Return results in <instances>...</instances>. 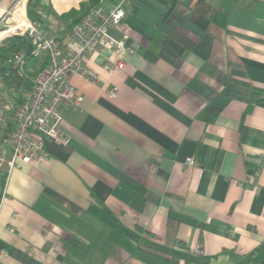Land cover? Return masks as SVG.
Returning a JSON list of instances; mask_svg holds the SVG:
<instances>
[{"label": "crops", "instance_id": "obj_1", "mask_svg": "<svg viewBox=\"0 0 264 264\" xmlns=\"http://www.w3.org/2000/svg\"><path fill=\"white\" fill-rule=\"evenodd\" d=\"M88 11V0L26 3L61 41ZM125 24L124 68L88 56L99 82L70 76L82 101L60 108L66 143L45 140L46 160L13 169L2 139L47 57L28 37L0 40V264H258L264 0H133ZM20 41L23 77L8 62Z\"/></svg>", "mask_w": 264, "mask_h": 264}, {"label": "built area", "instance_id": "obj_2", "mask_svg": "<svg viewBox=\"0 0 264 264\" xmlns=\"http://www.w3.org/2000/svg\"><path fill=\"white\" fill-rule=\"evenodd\" d=\"M27 1L12 0L8 6L0 5V40L6 36L28 37L32 53H45L47 57L46 66L34 76L30 90L14 110L12 130L2 139L1 153L9 156L10 169L46 160L49 155L43 149L45 140L66 143L58 133L60 108L77 109L82 101V96L69 82L70 76L77 75L94 85L99 82L97 74L85 66L88 56L100 49L108 54L104 65L107 72L115 73L124 68L120 56L129 39L125 17L133 0H118L109 8L100 1L79 19L64 41L28 20ZM111 29L116 30L118 36L113 35ZM128 52L133 54L135 47H129ZM8 62L18 75L25 76L26 58L22 52L10 56ZM105 92L110 99L117 97L115 87L105 88ZM184 165L195 166L196 163L187 158ZM201 253L199 247L184 251L189 257Z\"/></svg>", "mask_w": 264, "mask_h": 264}, {"label": "trees", "instance_id": "obj_3", "mask_svg": "<svg viewBox=\"0 0 264 264\" xmlns=\"http://www.w3.org/2000/svg\"><path fill=\"white\" fill-rule=\"evenodd\" d=\"M101 0H88V2H89V9L91 8V7H93V6H95L96 4H98L99 2H100ZM106 1H109V2H117L118 0H106ZM24 40V39H23ZM24 45V42L23 41H20L19 42V44H18V47L17 46H14L13 48H11L9 51H10V56H12V55H14V54H16V53H18L19 51V48L21 47V46H23ZM19 77H23V76H20V75H18ZM172 254H174V253H172ZM183 258H184V261L187 263V262H191V261H193V259H191V258H189L188 256H186V255H183L182 256ZM264 257V251L262 252V254H261V258L260 259H262Z\"/></svg>", "mask_w": 264, "mask_h": 264}, {"label": "water", "instance_id": "obj_4", "mask_svg": "<svg viewBox=\"0 0 264 264\" xmlns=\"http://www.w3.org/2000/svg\"><path fill=\"white\" fill-rule=\"evenodd\" d=\"M258 264H264V257L259 261Z\"/></svg>", "mask_w": 264, "mask_h": 264}]
</instances>
